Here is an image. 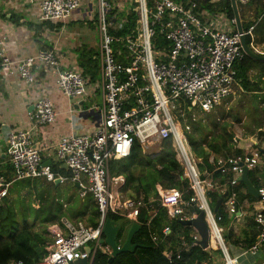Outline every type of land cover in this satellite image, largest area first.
<instances>
[{
	"label": "built area",
	"instance_id": "1",
	"mask_svg": "<svg viewBox=\"0 0 264 264\" xmlns=\"http://www.w3.org/2000/svg\"><path fill=\"white\" fill-rule=\"evenodd\" d=\"M27 1L33 3L35 0ZM84 1L41 0L39 21L63 23ZM234 1L237 7L257 1L264 2ZM152 3V8H149L146 0H96L98 44L93 59L98 63L99 79L94 84L101 91L102 106L90 110L96 115L92 133L60 137L52 150L54 160L49 165H45L40 152L34 149V135L38 127L55 122L56 112L44 87L38 84L34 72H53L57 89L75 104L88 98L92 84L81 73L61 71L57 54L51 48L40 49L33 57L11 61L4 53V38H0V73L6 72L18 77L28 88L37 87L39 94L33 110L28 113L29 127L11 130L6 136L12 180L0 175V208L8 199L13 183L40 179L48 184L58 182L57 186L77 183L78 197L84 199L90 195L98 212L94 227L82 219L67 216L47 224L46 255L37 264H78L81 260L93 264L100 248L101 252L111 255L109 247L101 243L107 215L136 222L140 209L146 204L142 196L125 190L123 177L110 175V164L112 161L127 159L135 141L146 145L154 140L169 138L175 158L183 168V178L189 181L192 196L187 201L182 192L164 189L159 185V188H155L158 204L165 209L170 221L180 223L195 218V209L202 211L209 231V246L222 254V264H234L235 260L230 259L223 240V228L218 226L222 216L210 208L208 192L213 190L219 195L227 194L222 208L232 217L231 225L236 223L240 214L234 188L240 182L238 178L242 167L248 171L257 169L264 165V155L257 148L240 156L211 157L209 164L216 171L231 174V180L226 185H220L212 182L208 178L209 174H206L208 179L202 178L198 171L201 160L195 158L184 132L170 114V109H176V105L187 109V120L183 109L178 114L187 121L184 129L189 130L190 125L198 123L199 119L204 120L199 115L210 114L223 101L233 98L237 83L233 66L245 56L240 38L247 36L253 39L255 25L250 26L247 32L243 31L242 35L236 30L224 33L201 21L195 12L197 4L194 0H152ZM124 5L128 6L127 10L122 8ZM132 13L137 14V18L130 30L125 25ZM231 21L235 23L234 19ZM155 24L161 25L160 33L164 34L171 46L164 61L161 60L162 54L155 53L151 46ZM123 30L127 33L119 35ZM250 47H253L251 40ZM116 58H121L126 64L116 61ZM53 162L58 166L57 170L52 168ZM62 166L66 167L67 174L60 172ZM256 190L258 197L252 218L256 238L254 244L244 252L251 257H256L264 246L263 182H260ZM151 202L149 200L148 203ZM189 208L190 211H186ZM171 233L170 227H164L160 233L151 232L150 240L156 246L163 245ZM199 241L196 232L190 237V243L181 237L174 259L168 253L169 247H165L162 255L170 264L180 262V252L199 247ZM90 243H94L93 248L89 246ZM117 246V249L121 248ZM86 248L89 252H86ZM8 264L24 263L19 261ZM199 264L209 263L204 261Z\"/></svg>",
	"mask_w": 264,
	"mask_h": 264
},
{
	"label": "crops",
	"instance_id": "2",
	"mask_svg": "<svg viewBox=\"0 0 264 264\" xmlns=\"http://www.w3.org/2000/svg\"><path fill=\"white\" fill-rule=\"evenodd\" d=\"M205 1L206 0H200L202 3ZM221 1L222 0H209L208 2L213 11L200 10L202 13L201 21L207 25L214 26L221 32L232 33L236 30L235 23L229 20L227 14L220 7L219 4ZM40 2L41 0H35L33 3L27 0H0V38H4L5 56L11 61H18L35 56L40 49L51 48L54 49L57 54L59 69L61 71L71 70L81 73L78 67L81 54L85 51L96 53L98 44V31L95 24L96 0H85L82 2L71 17L63 23L40 22ZM262 6H264V2L257 1L237 7L242 27L248 24L249 26H256L252 32L253 39L249 37L253 43V47H250V44L247 46L259 56H264V25L262 27L260 26L262 14H258V12L262 10ZM247 30L243 28V31L247 32ZM34 75L38 84L44 87L56 112V118L53 124L38 127L37 131H35L34 149L40 152L44 162H52V160H54L52 150L60 137L68 135H87L94 130L96 115L90 110L91 108L96 110L102 106L101 91L98 85L94 84L98 81L99 76L94 83H91L92 87L89 89L88 98L75 104V102L73 103L62 96L57 89L55 85L56 77L53 72L49 71L42 74L39 71H35ZM247 78L251 84L257 87L254 91L245 92L238 82L234 90L235 92L241 91L245 94L253 95V97L260 101L257 104V108L254 107L255 110H257L258 107L264 105V69L256 68L250 70L247 73ZM37 89V87L32 89L28 88L14 75H9L6 72L0 73V175L6 179L12 180V173L10 166H8L7 148L5 145L6 136L11 130L27 129L29 127L28 113L33 110V104L39 97L36 91ZM208 116L209 114H207L206 117ZM216 121L219 122L220 119ZM199 122L202 126L205 124L202 123V120ZM199 122L196 124H199ZM238 128L243 131L242 127ZM257 130L262 129L258 128ZM227 133L233 136L231 142L227 144V152L224 153L227 157L231 155L234 156L233 150L236 146L235 142L238 141L235 140V138L242 142L253 141L257 145V148L260 149L261 154L264 155V130L261 132L263 133L262 135H258V131L246 134L241 132L242 134L238 135L239 138L236 137L235 133L232 134L230 129L227 130ZM155 143L159 144V149L150 153L149 148ZM140 146L143 155L152 159L159 154L161 150V141L154 140L146 145L140 144ZM205 150L209 153L208 159L211 157H222V155L216 154L207 148H205ZM259 169H264V165H260ZM134 170L136 172L139 171L137 168ZM64 171L66 172V170ZM6 174L8 177L5 176ZM200 174L202 178H207L206 174L210 173L204 169ZM119 176L123 177L126 182V177L124 175L112 177ZM247 176H249V171ZM211 181L217 183L214 179ZM258 181L264 182V179ZM155 188H159V184H157ZM212 191L208 192V198L209 193ZM249 202L250 201L246 199L240 205L238 204V214H240V218L236 223L231 225V229L233 234L236 235L237 240L231 239L228 242V253L230 259L235 260L234 264H264L263 247L256 257L244 254V252H246L244 240L256 234L252 219L253 212L248 211L250 209ZM254 205L256 208V203ZM186 211H190V208ZM223 231L224 234L228 232L226 229H223ZM218 253L219 256L213 258L212 264L223 263L222 254L220 252Z\"/></svg>",
	"mask_w": 264,
	"mask_h": 264
},
{
	"label": "trees",
	"instance_id": "3",
	"mask_svg": "<svg viewBox=\"0 0 264 264\" xmlns=\"http://www.w3.org/2000/svg\"><path fill=\"white\" fill-rule=\"evenodd\" d=\"M197 4L196 13L199 18L202 19V10H211V5L209 4V0L205 2H200V0H194ZM146 5L149 8H152L153 3L152 0H146ZM222 10L227 14L229 20L233 19V13L230 6L229 0H222L219 4ZM259 14H262L261 24L262 27L264 25V6L261 7ZM201 10V11H200ZM137 18V14L132 13L130 17L127 18V23L125 28L132 29L134 26L135 20ZM258 26V24H257ZM250 26L245 25L243 28L248 29ZM256 27V26H255ZM161 25L155 24L153 26L154 35L151 39V46L155 53L160 52L162 54L161 60H165V55L169 53L170 43L166 40L164 34L160 33ZM255 29V28H254ZM127 31L123 30L119 33V35L123 36ZM245 42L247 45L250 44V38L245 36ZM93 55L95 56V52H87L81 54L80 63L78 67L81 70V74L85 77L90 83H94L99 76L98 72V63L96 59H93ZM118 62H125L121 58H116ZM256 68L264 69V62H257L253 59L247 57L235 63L233 66L235 79L241 85L245 92H252L257 87L251 84L248 81L247 73ZM256 91V90H255ZM207 116V115H206ZM200 125V122H199ZM205 126V125H203ZM203 126H199L202 128ZM216 128V125H214ZM231 134L227 135L228 141L232 140ZM223 136H217L216 140H212V142L206 141V138H202L200 140L194 139L191 135H187L186 139L188 141L189 147L192 153L200 157H205L206 163L202 160V164L198 165V171L201 173L204 169L207 170L208 173H211L214 180L217 181L220 185H226L231 180V174L229 173H221L216 172V169L209 164L208 158L209 153L205 148L213 151L216 154L222 155V157H227V143L223 140ZM236 146L233 150V155L240 156L244 152L249 151L250 149H257V145L253 141L242 142L238 140L235 142ZM127 161L125 164V169L121 172V174L126 176V187L125 190H130L132 193L142 196L144 203L146 204L139 211V214L136 219V223L140 226V231L137 232L132 239V245H135L133 253H124L112 258L111 255L107 253H103L101 251H97L93 264H170L168 259L162 255L165 247L163 245H154L150 240V233L157 232L160 233L161 229L164 227H170L172 233H177L176 236H173L171 241L172 245L168 248V253L172 259L176 256V242L180 241L181 237L184 238L186 243H190L189 233L195 231L188 226H183L180 222L176 220L170 221L167 218L166 211L164 208L160 207L158 204V195L155 190V186L159 184L164 189H176L183 193L184 199L189 200L192 196V190L190 188L189 181L183 178V168L177 162L175 158V151L172 147L171 139H166L161 141V150L159 154L154 158H149L142 153L141 146L138 141L133 143L131 148L130 155L127 159L121 160ZM116 162L120 161H112L110 164V174L112 176L119 175L118 170L112 166ZM52 168L54 170L58 169V166L52 164ZM137 168L138 177L136 178V182H132L130 179L129 171L130 169ZM61 173L67 174L64 170L59 169ZM8 177V175H5ZM147 176H149L153 182H148ZM250 183L257 188L260 185V182L255 179V170L249 171L248 176ZM9 180V179H7ZM38 182H44L39 179H26L21 181H16L14 184L19 183L20 186L15 190L17 193L18 189L21 188H31L34 196H37L38 200L44 199L43 205H41L38 209L29 208L31 212L32 219L29 221L26 217L22 218V223L19 225L17 221V214L13 207H11L8 203H3L0 208V264H8L9 262H23L24 264H37L42 257L44 256L45 244L47 242L45 228L49 223H53L59 220L61 217L67 216L71 219H81L82 217H86L87 210L90 208L91 215L88 219V224L92 227L96 225V221L98 219V212L96 210L94 201L91 197V201L87 203L84 209L81 210L80 213H73V215L68 216L66 210L63 209V205L60 199L59 188L61 186H56L54 184H47L51 189L50 194H43L41 189L43 186L39 185ZM151 183L155 184L154 186ZM234 191L237 194V201L240 205L244 200L252 198L247 194V190L241 182H238ZM12 192V190L10 191ZM223 197V195H219L216 191H212L209 193V206L213 209L217 201ZM85 199V198H84ZM149 200H152L151 203H148ZM222 205L219 207L217 211V215L222 216V228L225 229V225L227 223V218L225 214L221 211ZM113 221H118L124 218H120L114 216L112 214L107 215ZM132 222V221H131ZM133 223V222H132ZM38 224L43 227V233H34L32 231V227ZM254 226V224H253ZM255 230V226H254ZM124 232L123 227L121 226L115 236V243L119 246H122L123 243L119 238ZM231 233L227 232L223 234V240L225 244H227L231 239ZM102 238L104 239V235L102 234ZM256 234L251 235L244 240V248H250L255 242ZM126 240V239H125ZM247 240V241H246ZM178 245V244H177ZM106 247L107 245L104 244ZM180 256L182 260L180 262L176 261L173 264H199L201 262L207 261L208 257L206 252L199 247H192L187 251H181Z\"/></svg>",
	"mask_w": 264,
	"mask_h": 264
},
{
	"label": "rangeland",
	"instance_id": "4",
	"mask_svg": "<svg viewBox=\"0 0 264 264\" xmlns=\"http://www.w3.org/2000/svg\"><path fill=\"white\" fill-rule=\"evenodd\" d=\"M122 8L124 10H127L128 6L124 5L122 6ZM259 13L260 11L258 12V14ZM230 99L231 97L223 101L221 105L214 110V112L209 114L208 117H206V115L205 116L199 115L200 118H204V120L203 119L202 120L204 121L205 124L203 125L205 126H203L202 128H199L200 126L199 124H196V125L192 124L189 126V130L184 129V125L187 122L185 121V119L187 120L186 117H188V114H189V112L185 108H181L176 105L175 107L176 109H170V114L172 115L174 121L177 122L178 125L181 127V130L184 132L185 136L187 137V135H191L196 140H200L205 137L206 141L208 140L209 142H212V140L217 139V136L222 135L224 137L223 140H225L226 143L227 142L230 143L227 138V135H228L227 130L229 129L232 131V134L235 133V135H240L242 134L241 132H244V134H246L250 132L255 133L257 131H258V135H262L263 133L261 132H263L264 130V105L261 107H258V109L255 110L254 107L257 108V104L260 101H258L255 97H253V95L245 94L241 91L236 92L235 96L231 100ZM180 109L181 110L183 109V112L186 115L185 119L180 117V115L178 114V111ZM215 119L216 120L220 119V121L217 122ZM214 125H216V128L214 127ZM238 127H242L243 131L239 130ZM258 128H261L262 130H257ZM158 145L159 144L157 143L151 145L149 148V152L152 153V152L157 151L159 149ZM195 158L200 159L204 163H206L205 157L198 158L197 156H195ZM202 161H201V164H202ZM127 163H128L127 161L116 162L115 164H113L112 169L113 167H115V169L118 170L119 175H123L121 174V172L125 169V164ZM53 164L56 165L55 162H53ZM129 175H130V179L132 180V182H136V178L138 177V172H136L134 169H130ZM255 175H256L257 181L263 180L264 179V169H259L258 167L255 170ZM208 178H210L211 180L214 179L211 174H209ZM147 180L148 182H153L149 176H147ZM38 184L43 186V188L41 189V192L43 194H48V193L50 194L51 189L47 185L48 183L38 182ZM151 185L154 186L155 184L151 183ZM19 186H20L19 183L11 186L7 201L9 202V205L14 208L17 214V221L19 225H21L22 218H24L25 215L29 221L33 217L31 215L29 208L38 209L41 205L44 204V202H42L44 199L38 200L37 196H34L32 191H30L31 188H27V187L26 188L20 187V189H18V192L15 193L17 191L16 189ZM11 190L12 192H10ZM59 193H60V199L63 205V209L66 210V213L68 216L73 215V213H80L81 210L84 209V207H86L85 205L91 201L90 195H87L85 199H80L78 197V190L74 189L71 185L61 186L59 188ZM50 195L52 196L53 193ZM7 201L5 203H8ZM255 203H256V199L252 197L249 202V205H250L249 206L250 209L248 210L249 212L255 211V205H254ZM221 211L225 214L227 218L225 229L229 233L232 234L230 239H236V235L233 234V231L231 229L232 217H229L228 214L223 210V208L221 209ZM90 217H92L91 210L90 208H88L86 217H82L81 219L85 221L86 223H88V219ZM131 224H132L131 221H127L122 225L124 232L119 238L120 243L121 242L123 243L125 241ZM218 226L222 228V224H218ZM42 229L43 227L39 226L38 224L32 227V231L34 233L42 234L43 233ZM193 234L194 232L191 231L189 233V237H191ZM176 235L177 233L171 234L167 242L163 243V246L170 247L172 245L171 239L173 236H176ZM47 242H48V239H47ZM177 244L178 243L176 242V246H178ZM226 245L228 248L229 247L228 243ZM89 246L93 248L94 243H90ZM263 250H264V246H263ZM98 251H101V248L98 249ZM204 251L206 252V255L208 257V260L205 262L209 264H212L213 258H216L217 256H219V253L217 251H214L211 248V246H209V248ZM43 255H46L45 250H44Z\"/></svg>",
	"mask_w": 264,
	"mask_h": 264
},
{
	"label": "water",
	"instance_id": "5",
	"mask_svg": "<svg viewBox=\"0 0 264 264\" xmlns=\"http://www.w3.org/2000/svg\"><path fill=\"white\" fill-rule=\"evenodd\" d=\"M231 4V9L233 13V17L235 20V26H236V31L242 35L243 34V27L241 25L240 19H239V14L237 10V6L235 4L234 0H229ZM240 45L242 50L244 51L245 55L253 60L256 61H264V56H259L257 53L253 52L246 44L245 38L241 36L240 38ZM33 109V108H32ZM50 162H45V165H49ZM62 169L66 170L65 166H62ZM248 170L246 167H242L241 170V175L239 176L238 180L244 184L247 194L255 199H257V190L256 188L250 183L248 180ZM54 185H58V182H55ZM74 189H78L79 186L77 183H74L72 185ZM227 196V194H224L222 198H220L217 203L215 204L213 208V212L216 213L219 209V207L222 205L223 199ZM196 213L195 218L191 220L184 221L181 223L183 226H188L191 227L200 237V241L198 242L199 247L202 250H206L209 248V231L206 222L204 221L203 218V212L199 211L198 209L194 210ZM127 222V219H121L118 221H113L110 218H106L105 224H104V229H103V235L104 239L101 240V243L107 245L110 250H111V257L115 258L116 256L124 253H133L135 245H132V239L133 236L140 231V226L136 223L133 222L129 228V231L126 236V240L121 246L120 249H117V244L115 243V236L118 231V229L125 223ZM86 252H89V249H85ZM78 264H87L85 260H81L77 262Z\"/></svg>",
	"mask_w": 264,
	"mask_h": 264
},
{
	"label": "bare ground",
	"instance_id": "6",
	"mask_svg": "<svg viewBox=\"0 0 264 264\" xmlns=\"http://www.w3.org/2000/svg\"><path fill=\"white\" fill-rule=\"evenodd\" d=\"M177 129H178V127H177Z\"/></svg>",
	"mask_w": 264,
	"mask_h": 264
}]
</instances>
